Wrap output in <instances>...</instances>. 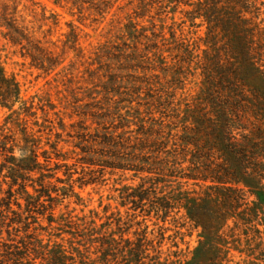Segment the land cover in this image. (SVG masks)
<instances>
[{"label": "trees", "instance_id": "1", "mask_svg": "<svg viewBox=\"0 0 264 264\" xmlns=\"http://www.w3.org/2000/svg\"><path fill=\"white\" fill-rule=\"evenodd\" d=\"M110 1L54 0L71 9L88 8L94 12L92 21L103 19V8L108 12L113 7ZM120 8L124 16L110 24L103 48L95 53L100 60L98 66L103 64L94 78L100 89L97 105L88 106L82 115L99 128L91 135L92 142L103 143V165L134 171L141 177L136 185L124 184L119 191L120 204L132 212L125 217L111 213L101 222L100 230L88 234L96 249V264H225V256L217 254L222 234L216 231L214 220L215 215L222 217L225 213L210 214L206 222L202 213L203 203L215 201L218 194L209 193L204 199L173 197L162 184L166 178H190V169L196 163H183L188 153L195 162L207 155L203 142L199 143L204 138V142L217 144L221 170L231 181L247 187L264 203L262 174L257 169L261 164L257 158L264 155V129L258 127L256 132H250L237 112L245 110L247 116L264 124V64L254 52L255 26L245 15L258 7L254 0H126ZM177 13L181 16L176 19ZM19 22L14 0L2 1L0 25L4 27V37L18 45L32 65L49 72L58 59L42 44L44 36L35 37ZM191 62L201 74L202 94L197 98L209 106L208 110L185 103V109L178 111L176 86L179 75L187 70L185 64ZM1 85L5 90L3 95L0 91V107L8 108L19 101L16 82L0 68V90ZM31 155L33 165L40 166L37 153L32 151ZM44 161L48 160L44 157ZM24 176L18 177L20 181L12 180L14 185L19 182L18 186L30 197L23 213L14 196L17 189H4L0 183V247H4L0 251L1 264H20L23 249L31 244L23 239L30 233L29 220L42 218L47 225L57 223L72 236V230L79 229L78 222L70 217L57 222L55 205L51 203L60 195L57 189L51 191L44 183H38L39 187L31 185L33 198ZM40 177H45L44 173ZM222 198L237 200L231 192L223 193ZM176 217L182 220L174 224L175 231L188 228L198 232L196 244L191 246L188 241L182 249L178 242L170 241L168 250L174 246L178 251L164 255L162 242L168 238L165 224L171 226ZM153 218L150 228L148 220Z\"/></svg>", "mask_w": 264, "mask_h": 264}, {"label": "rangeland", "instance_id": "2", "mask_svg": "<svg viewBox=\"0 0 264 264\" xmlns=\"http://www.w3.org/2000/svg\"><path fill=\"white\" fill-rule=\"evenodd\" d=\"M2 1L5 0H0V3ZM125 1H110L113 7L108 12L103 8V19L92 21L94 12L88 8L71 9L60 6L54 0H14L19 24L35 37L44 36L42 44L58 59V64L52 66L49 72L32 65L19 46L4 37V27L0 25V68L16 82L20 97L8 108L0 107V183L4 189L10 186L17 189L14 196L21 203L22 213L30 197L18 186L19 182L14 185L12 180L25 175L24 183L33 198L35 193L31 185L39 187L38 183H44L51 191L57 189L60 195L51 202L55 205L57 222L70 217L79 226V229L72 230V236L63 232L65 228L57 223L47 225L42 218L29 220L30 233L23 239L31 244L30 248L23 249L20 264H96V249L91 245L92 238H88V234L100 230L101 222L111 213H120L125 217L126 213L132 212L127 205L120 204L118 195L124 184L136 185L141 175L103 165V143L92 142L91 135L99 132V128L91 123L90 118L82 115L88 106L97 105L100 89L94 78L103 64L98 66L100 60L95 53L103 48L110 24L124 16L118 6L124 5ZM254 1L257 11L245 15L255 26L254 52L264 64V0ZM179 16L181 14L177 13L176 19ZM199 21V18L196 19V22ZM204 30L203 26V36ZM185 67L187 70L179 75L180 81L176 86L175 98L180 103L178 111L185 109V103L192 107L199 104L195 107L197 109L206 107L205 102L197 98L202 94L200 69L195 62L185 64ZM4 90L5 85H1L2 95ZM208 109L209 106L205 108ZM237 112L250 132H256L258 127L264 129L261 120L247 116L245 110L238 109ZM199 143L205 147L207 155L195 162L188 153L183 165L196 163L190 169V178L187 181L166 178L162 187L173 197L188 195L204 199L209 193L218 194L215 201H205L202 210L205 222L210 214L218 211L225 213L214 218L216 231L222 234L218 237L217 254L225 256V264H264V203L247 187L231 181L221 170L223 164L217 144L204 142V138ZM32 151L37 153L42 163L38 167L30 160V157L34 158ZM44 157L48 161H44ZM257 159L261 162L257 169L262 174L264 185V155ZM41 173L45 177H40ZM56 176L59 181H56ZM228 186L231 189L225 190ZM225 192L234 193L237 200L226 201L222 198ZM181 220L176 217L171 226L165 224L169 230L166 232L168 238L162 242L164 255L178 251L174 246L168 250L170 241L178 242L182 249L188 241L191 246L196 244L198 232L188 228L175 231L174 224ZM152 221L155 219L148 220L150 228L153 227ZM212 232L215 237V231ZM23 233L20 232V236ZM6 237L3 233L5 240ZM3 248L0 247L1 252ZM183 255L179 257L183 259ZM3 263L14 264L11 261ZM173 264L181 263L176 261Z\"/></svg>", "mask_w": 264, "mask_h": 264}]
</instances>
